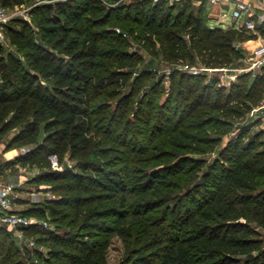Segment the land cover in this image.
Returning a JSON list of instances; mask_svg holds the SVG:
<instances>
[{
    "label": "trees",
    "instance_id": "1",
    "mask_svg": "<svg viewBox=\"0 0 264 264\" xmlns=\"http://www.w3.org/2000/svg\"><path fill=\"white\" fill-rule=\"evenodd\" d=\"M45 1L34 13L58 54L31 27L7 26L21 58L0 61V142L15 132L13 144L28 149L17 162L46 168L33 183L57 197L20 213L42 220L49 210L51 223L72 228L65 237L24 228L29 237L50 234L55 247L44 264H106L112 232L125 245L123 264H264V238L250 226L264 230L261 133L230 141L208 168L190 154L214 149L230 134L228 118L260 103L264 66L230 88L180 69L231 68L255 31L211 26L206 0ZM258 30L264 35V24ZM130 39L172 69L162 104L166 76L144 92L156 73L133 76L144 57L130 52ZM102 96L117 99L114 110ZM67 156L78 171L53 169L52 157L62 165ZM8 231L0 229V264H24Z\"/></svg>",
    "mask_w": 264,
    "mask_h": 264
},
{
    "label": "rangeland",
    "instance_id": "2",
    "mask_svg": "<svg viewBox=\"0 0 264 264\" xmlns=\"http://www.w3.org/2000/svg\"><path fill=\"white\" fill-rule=\"evenodd\" d=\"M103 3V5L107 7H116L122 4H132L134 0H118L117 2L111 3L109 0H99ZM194 4L198 5V2L192 0ZM49 3V1L45 0H37V1H28V0H18L16 4H12L10 7H6L7 14L10 16V20L7 24H5L3 28L4 38L0 41V61H3L5 64H8L9 59L14 55L17 58H21L15 49V47L11 43L10 32H7V26L9 28H16L18 30L24 28L25 26L31 27L37 34V37L40 40V35L45 36V43L49 46V50L54 52V54H58L57 50L53 51V42L55 37L49 31H45V27L41 25V22L38 19V16L34 13L37 5L42 6L44 4ZM55 13L50 14H58L63 21H65L66 17L64 14H60L57 10ZM231 19H222L220 25L224 28H228V23ZM216 23L217 21L214 20ZM51 24V23H50ZM215 24V23H213ZM218 24V23H217ZM47 26V24H46ZM119 30V29H117ZM118 32V31H117ZM52 40L49 41V39ZM131 40V48L130 52H137L144 57L143 63L135 70L133 76L138 75L140 72L150 69L155 71L156 77L152 80H148L145 83L144 92L150 90V88L156 83L161 81L162 76H166L163 81V90L166 92L161 95L159 98L161 104L166 100L169 95L170 88V74L172 72L171 68H168V65L165 64L161 58L150 56L139 44L133 40ZM14 58V57H13ZM254 60L251 59V55L245 52V57L241 60L236 61L231 68L223 69L219 68L212 71L204 70L202 74L207 75V81L213 82L215 86L219 87H227L230 88L231 84L237 80V77L241 74L247 72H253L255 76L257 73L261 71L260 67H255L250 69L253 66ZM23 63L24 60H23ZM196 68L204 67L202 65H194ZM182 70V66L180 68ZM237 76L234 80H232L231 76ZM141 95H138L135 98V105L139 102ZM99 101L105 102L109 108L112 110L115 109V105L117 99L108 101V99L104 96L99 98ZM264 101V96L262 97L260 103L255 105L254 107H258ZM252 109L247 113V115L241 119H233L231 120V129L230 134L228 136L223 137V141L216 143L214 145V149L209 150V152L205 154L198 153H190L191 156L197 158H203L206 160V163L202 167L208 168L209 164L214 162V159L219 157L218 151L225 149L230 141L237 140L240 138L241 134L246 133V141L250 140L252 135L256 133H261L262 140L264 142V113L254 112ZM15 132L9 133L3 138V141L0 142V181L3 183L13 184L16 186L15 198L13 202V208L17 209V211H26V210H38L45 209L47 203L57 198L51 192L45 191L46 186L44 183L40 185H35L33 181L38 178L44 171H47L46 168H42L40 166H32V165H23L17 162V156L19 154H24V147H20L16 144H13ZM27 149V148H26ZM160 151H156V155ZM114 155V154H113ZM224 159V158H223ZM53 163V169H57L63 171L65 169H73L74 171H78L75 167L76 162L71 160L68 156L65 158L64 163L61 165L58 163L56 157L51 158ZM156 163V162H155ZM163 162L158 163L156 166L161 167L160 165ZM164 172L159 175L162 176ZM158 176V177H159ZM51 215L50 211H46V217L41 221L48 222L47 227H43L44 231L54 232L55 234H59L63 237L67 236V234L71 231L72 228L63 227L59 228L57 225L50 222ZM250 226L260 237L264 238V230L258 226L255 222H251ZM75 229V228H74ZM11 235V238L14 240L16 248L21 252V261L24 264H44L41 260L42 256H49L52 249H54L55 245L51 241L50 234L47 233H39L36 236L29 237L24 232L21 235V231H8ZM112 234V244L110 249L106 253V264H123L127 258V251L125 249V245L123 240L118 235Z\"/></svg>",
    "mask_w": 264,
    "mask_h": 264
},
{
    "label": "built area",
    "instance_id": "3",
    "mask_svg": "<svg viewBox=\"0 0 264 264\" xmlns=\"http://www.w3.org/2000/svg\"><path fill=\"white\" fill-rule=\"evenodd\" d=\"M153 3L157 4L161 0H152ZM177 0H168L169 4L172 5L173 2ZM198 3H202V0H194ZM217 0H212V2H216ZM262 13L257 14L253 5L246 2H238L234 9L231 10L230 14L224 12L222 14V18H227L228 15L235 21L241 22L240 27L237 29H244L249 31H256L258 25L264 24V0H262ZM10 20V16L7 14L6 7L0 6V41L3 40V28L5 24ZM120 32V30H117ZM255 56L257 57L253 66L250 69L255 67L262 68L264 66V46H261L255 51ZM227 69V68H223ZM182 70L188 71L193 75H199L204 70L212 71L216 69H211L207 67L196 68L191 65H183ZM237 76H231L232 80H234ZM261 110L264 113V101L258 107H254V112H259ZM24 153L28 151V149L24 148ZM16 186L13 184L3 183L0 181V229H8L10 231L16 230L21 231V235L24 233V228L34 226V225H43L45 227L48 226V222L41 221L39 218L35 216H27L20 211H17L13 208V202L15 198Z\"/></svg>",
    "mask_w": 264,
    "mask_h": 264
},
{
    "label": "crops",
    "instance_id": "4",
    "mask_svg": "<svg viewBox=\"0 0 264 264\" xmlns=\"http://www.w3.org/2000/svg\"><path fill=\"white\" fill-rule=\"evenodd\" d=\"M206 1L208 5V16L210 18L211 26H221L220 23L222 22V19H227V20H229V18L231 19L228 23V28H224L221 26L224 29L240 27L241 22L239 21L235 22L229 15L227 18H222V14L224 12H227L228 14H230L231 10L234 9L235 5L240 1L253 5L257 14L262 13V3H263L262 0H217L214 3L212 2V0H206ZM214 20H216L218 24ZM255 34L256 35L254 39H251V40H248L246 42L239 44V47L244 52L251 55V59L253 60L257 58L255 56V51L261 46H264V35L259 30L255 31Z\"/></svg>",
    "mask_w": 264,
    "mask_h": 264
}]
</instances>
